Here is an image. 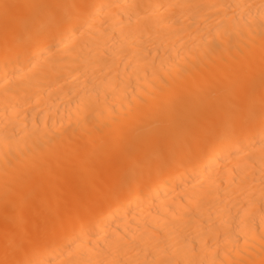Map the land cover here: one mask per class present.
<instances>
[{
  "label": "bare ground",
  "instance_id": "6f19581e",
  "mask_svg": "<svg viewBox=\"0 0 264 264\" xmlns=\"http://www.w3.org/2000/svg\"><path fill=\"white\" fill-rule=\"evenodd\" d=\"M0 264H264V0H0Z\"/></svg>",
  "mask_w": 264,
  "mask_h": 264
}]
</instances>
